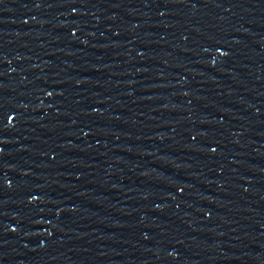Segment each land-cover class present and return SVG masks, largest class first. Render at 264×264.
<instances>
[{
	"label": "water",
	"instance_id": "water-1",
	"mask_svg": "<svg viewBox=\"0 0 264 264\" xmlns=\"http://www.w3.org/2000/svg\"><path fill=\"white\" fill-rule=\"evenodd\" d=\"M0 264H264V0H0Z\"/></svg>",
	"mask_w": 264,
	"mask_h": 264
}]
</instances>
